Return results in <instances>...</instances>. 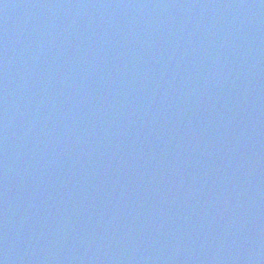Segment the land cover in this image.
Instances as JSON below:
<instances>
[{"label": "water", "instance_id": "water-1", "mask_svg": "<svg viewBox=\"0 0 264 264\" xmlns=\"http://www.w3.org/2000/svg\"><path fill=\"white\" fill-rule=\"evenodd\" d=\"M215 4H213L210 1L206 0H198L195 3V6L197 7V10L195 12L199 11H205L206 13H211L216 10L220 13L222 11V8L219 6L222 3V0H213ZM90 3H95L96 6L89 7ZM185 3H193V0L185 1ZM81 6H80V5ZM184 4V3H182ZM115 6H124L125 9H129L130 11L136 12V15L131 18V15H128V13L125 12V9L122 10H116ZM166 6H176V11H172L170 14L167 15L165 12ZM204 7V9H200L201 7ZM69 7H76L83 13H85V20L83 16L80 15H70L68 13H65V17H61L59 15V11L67 10ZM83 8H87L83 10ZM188 8L194 9V5H190ZM221 8V9H220ZM37 11V12H34ZM102 11V24L98 23V27L101 29L103 28V23H106L109 26H115V31H112L111 35L109 33H106L104 30H102V35H98V32H95L93 29L92 32L96 33V36L101 37L102 40L111 38L117 39L118 41H123V44L127 46L128 44L138 41L140 39H143L147 36H150L151 33H156L157 31H180L181 28L184 26L182 21L178 19L180 16H182V11L179 8L178 3L175 0H0V132L8 133V129H18L20 126L22 127L27 120L30 118V114L25 112L22 114V117L18 113L19 111H28V107L23 106H15L14 109L16 111V114L11 108H7L6 106H9L8 103L5 104L3 102L4 100L2 98H5V96L9 95V98L6 97V99H16L23 90H27L30 92H35L36 97H40V95L43 97L47 95L48 92H50V89L48 87L52 86L55 81L51 80L49 77V69L55 67V70L58 69V65L54 63L53 58L50 56H42L40 59L41 66H47L49 67L48 70L42 71L43 69H40L41 67H38V62L34 59V56L30 53L37 49L36 45L33 46H27L26 43L28 42V38L32 36L33 32L36 28L40 29V32L43 35H48L49 32L55 37L56 41H61L58 47L54 48V58L57 60H60V65L64 66H70V62H74V72L68 71L67 73H63L62 76H59L57 80H61L64 75L67 74V80L65 81V77L62 79L66 83L72 82V77L75 72L80 73L82 72V69L80 67L75 68L78 64L88 66L90 55L89 52L91 51V47L93 44L91 43L90 39L87 37L86 32L83 31V25L88 23L92 17L95 15L100 14ZM187 16L189 17L190 14L188 13ZM18 17H21L20 19L24 20V24L22 25L20 23V19ZM207 17V16H206ZM212 17V15H211ZM187 19L186 17H184ZM159 26H155L156 24ZM128 22L130 24H128ZM209 20H203V23H207ZM217 22V21H216ZM141 26H137V24H141ZM192 28V30H200L203 33L208 30V28L203 24H196V22H191L189 24ZM86 27V26H85ZM88 28V27H87ZM123 30H126V33L123 32ZM177 30V31H176ZM170 31V32H171ZM235 32V31H234ZM118 33V35H116ZM112 36V37H111ZM210 37V36H208ZM128 38V39H127ZM127 39V40H125ZM161 44V43H158ZM60 46V47H59ZM151 50H153V42L150 41ZM132 50L129 49L127 52H131ZM137 55H129L127 56V61L129 62H140L141 65L145 68L148 77L143 78L141 83H144V87H146L149 90H153L154 87H157L159 83H162L163 85H166L170 82V80L173 79V74H165L164 72H161V62L155 63L153 57H145L143 59L141 58H135ZM63 57H66L68 61L63 59ZM135 63H132L134 66L137 67ZM173 65V64H172ZM171 69H169L170 71ZM176 73L179 77H182V72L184 71L183 66H177L175 67ZM51 72H54L53 69H51ZM160 77L164 79L160 80ZM247 77V76H246ZM148 78V79H147ZM147 79V80H146ZM189 78H182L178 83L181 84L188 80ZM61 80V82H62ZM174 81V80H172ZM55 88V87H54ZM56 95V92H52ZM224 96L220 98L219 101L226 100L227 96H229V93L223 94ZM155 99L160 98V96H154ZM147 98H149V95H147ZM231 97L229 96V99ZM114 99L125 101L124 97L119 95L118 97L115 95ZM229 99L220 107L223 108L224 115V125L225 128L223 129H232L230 128V125H228V122L226 120L227 117L232 115V113L235 111V109H231L229 111H226V109H229L230 106L236 105V100L233 99L231 102ZM53 100V98H51ZM43 105H49L50 102H44L41 103ZM106 105L105 107H107ZM128 106V105H127ZM130 109V108H129ZM168 109L167 102L163 100V104L159 108V114L161 115L162 112L166 111ZM131 111H134L133 108ZM261 105L254 102H248L246 104H243L241 107L237 108V112L242 116L244 119L243 126L239 127L237 126L234 131L231 133V136L225 135V131L222 135V143H219V146H222V149L220 151L233 153L235 150V147L239 144L240 150L242 149L244 140H248V138L255 139V132L257 131L256 126L259 124H262V133L264 135V115L261 114ZM8 113L12 114L10 121L8 122V117H6V114ZM159 114H156V116H159ZM207 116L203 115L201 117L202 120L206 119ZM112 120V119H111ZM131 120H127V122H130ZM41 124V120L37 119L33 123V127H38V125ZM211 124L213 126V131L218 132L219 130L214 129L216 127V124L211 121ZM226 124L228 125L226 127ZM113 124L108 125L107 123L102 124V140L108 141L110 138L111 142L116 144L119 142H122V145L119 146L120 150L117 151V153L121 154L126 149V143L123 140H128L130 142V136L133 135H139L140 130L135 129V126H132V124H129V126H125L123 129L127 130L130 133L129 135H123V137L118 135V131L113 129ZM112 128V129H111ZM255 128L256 131L249 133V131ZM113 130V132L111 131ZM123 130V131H124ZM134 130V131H132ZM233 130V129H232ZM22 130H14L12 133L16 134V137H20V132ZM34 131V130H32ZM160 131V130H158ZM112 132V134H111ZM88 135L92 136L93 132L91 130H87ZM151 132L148 131L146 133V136L143 139L142 143H138L139 145L145 146L147 141L150 139ZM160 134H162V130L160 131ZM97 135L96 137H98ZM113 136V137H111ZM95 138V136H93ZM14 140L12 137L11 141ZM0 139V151L2 152V158L0 159V180L4 177V185H7V181L9 176H6L5 170L7 168V160H4L6 157L5 154V145L1 143ZM214 143L211 141L210 145L206 146L205 148L207 151L213 153L214 151ZM203 148V145H201ZM134 148V145L133 147ZM131 148V149H132ZM84 151H87L85 149ZM90 155V152L84 153L83 157L86 158V155ZM216 156L212 158V163L210 167L205 169V172L208 170H212L214 174L217 176L219 173V169L221 165L218 163L219 156L221 155L220 152H215ZM134 153L132 154V156ZM110 160L113 162L116 161V158L114 157V153L111 152V154L106 155ZM262 156L258 153H252V158L254 161H261L260 166V172L259 174L254 177L250 176V181H238L233 182L236 186H242L243 193L242 199H244V204L242 208L238 207L239 200L237 199H231V200H224L222 202V194L224 191L222 189L217 190L216 192L211 193V199H213V202L218 206L215 210L204 213L203 206L200 203L195 204L194 209H196L198 214H204L206 216H209L211 218H214L215 223L217 222L220 225H229L231 224L232 227H234L238 234H242L244 232L248 233L247 231H250L253 228H262L264 227V159L261 160ZM105 162H108L107 160ZM97 163V167H100L101 169H97L98 172H101L103 174L106 173V164ZM109 163V162H108ZM185 164V163H184ZM183 164L177 165L176 168L179 166H182ZM224 165V164H223ZM14 170L20 171L18 178L25 180V184H29V179L31 176L37 175V173H33L32 167L29 166L30 172L29 175L25 174L23 166H16L13 165ZM16 167V168H15ZM228 166H226V170H228ZM17 171V172H18ZM171 166H165L161 169V171L158 173V177L162 178L163 180L170 179V172ZM195 172H198L197 169L194 170ZM207 173V172H206ZM94 175L97 174L96 170H94ZM102 174V177H103ZM168 174V175H167ZM208 175H211L210 173H207ZM167 175V176H166ZM112 177H115L116 175L113 173L111 175ZM166 176V177H165ZM178 176V175H177ZM175 176V177H177ZM263 178L262 183L257 188L253 185L254 179ZM187 176H179L178 185L179 187L184 186L186 182ZM227 179L224 178V181ZM19 182H16V185H18ZM172 184L169 183L167 186L164 187V195H168L170 191L173 190ZM30 186V185H29ZM30 187H27L25 190L20 191L17 195L18 197H22L20 199V204H18V198L13 197L11 200H6L9 195L4 194L0 191V215L3 213V216L6 215L5 211L9 210L8 207H13L12 212L9 213V217L7 218L8 224H5L3 222L0 226V238H7L10 239L12 242H15V246L17 250H27L33 243L32 237L38 233L39 230V224L42 225V228L45 229L49 227L52 223H54V220L59 215L56 213V208L54 206L58 205V203L53 204V212L50 215H45V213L39 214L38 211H34L31 209H28L26 206L25 200H32L34 195L31 192ZM51 190H54L51 188ZM100 193L102 191L100 190ZM105 194L108 193V190L104 191ZM10 198V197H9ZM16 198L15 200H13ZM54 199V198H53ZM14 201V202H12ZM49 201V200H46ZM50 203V202H49ZM5 204V205H3ZM51 204V203H50ZM15 205V208H14ZM46 207V202L43 200L37 201V207L35 208H44ZM50 207H52L50 205ZM239 208V211L236 209ZM185 217L184 221L189 218L188 215L184 212ZM40 220L39 224L37 222H32L29 226L26 228V219L30 217H37ZM35 219V218H34ZM57 220V219H56ZM55 220V221H56ZM75 223H77L75 221ZM203 224L204 222L198 220H192L185 229L184 233L178 234V239H181V237L185 234L189 235L190 238L193 240L194 244L190 248L191 251H205V253L211 254L209 251L210 240L207 242L204 240V236L206 235L205 231L203 230ZM7 225V226H6ZM72 231H75L72 230ZM203 231V232H202ZM263 231V230H260ZM258 232L259 234L253 235L252 241L257 239H264V232ZM30 232V234H29ZM215 234L219 235L222 234L220 231L215 230ZM37 236H34L33 238H36ZM226 241L221 247H217L219 252L212 254V256L209 258L210 260H224V263L230 262L233 255L239 254L242 252V244H240V237H238V241L236 242L234 240V234L227 233L226 235ZM9 242V241H8ZM178 243V240H176ZM216 246V245H215ZM45 246L41 245V252H45ZM250 257L248 258V261L250 263L257 262L259 259L264 262V248L263 251L261 250H254L250 251ZM3 259V257H0ZM11 258L10 264H32L31 262H28L27 260L21 259L18 256H12L8 257ZM7 258V259H8ZM44 264H50L48 261L44 259V256H41ZM102 264V262H101Z\"/></svg>", "mask_w": 264, "mask_h": 264}]
</instances>
